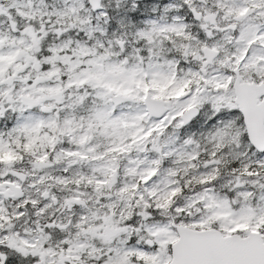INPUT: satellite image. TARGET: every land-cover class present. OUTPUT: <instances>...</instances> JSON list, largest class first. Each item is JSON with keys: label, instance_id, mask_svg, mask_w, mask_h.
Returning a JSON list of instances; mask_svg holds the SVG:
<instances>
[{"label": "snow or ice", "instance_id": "obj_1", "mask_svg": "<svg viewBox=\"0 0 264 264\" xmlns=\"http://www.w3.org/2000/svg\"><path fill=\"white\" fill-rule=\"evenodd\" d=\"M0 264H264V0H0Z\"/></svg>", "mask_w": 264, "mask_h": 264}]
</instances>
